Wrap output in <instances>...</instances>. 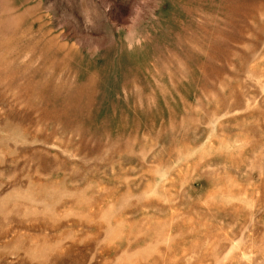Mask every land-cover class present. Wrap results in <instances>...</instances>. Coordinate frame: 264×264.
<instances>
[{
  "label": "rangeland",
  "instance_id": "374dc122",
  "mask_svg": "<svg viewBox=\"0 0 264 264\" xmlns=\"http://www.w3.org/2000/svg\"><path fill=\"white\" fill-rule=\"evenodd\" d=\"M0 264H264V0H0Z\"/></svg>",
  "mask_w": 264,
  "mask_h": 264
}]
</instances>
